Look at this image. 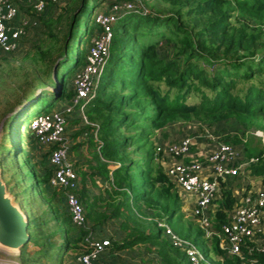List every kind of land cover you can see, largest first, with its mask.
Returning a JSON list of instances; mask_svg holds the SVG:
<instances>
[{
  "label": "trees",
  "instance_id": "trees-1",
  "mask_svg": "<svg viewBox=\"0 0 264 264\" xmlns=\"http://www.w3.org/2000/svg\"><path fill=\"white\" fill-rule=\"evenodd\" d=\"M13 1L24 9L19 0ZM115 1L119 0H111V4ZM163 1L169 4L167 13L128 12L118 19H124L121 24L122 41H112L114 52L110 53L107 78L96 97L85 107L87 117L99 126L98 137L103 142L101 155H95L100 162L99 170L107 178L113 172L114 185L113 191L108 193L109 198L100 195L94 202L86 201L87 218L95 221L93 229L109 217L122 219L120 229L125 236L113 241L110 251L152 243L158 247L163 264H184L187 261L190 264L186 255L171 244L156 222V219L166 218L170 223L177 218L174 226L177 233L181 235L185 228L179 194L162 166L156 163L152 137L155 129L166 122L191 117L210 126H222L220 123L226 124L233 118L245 126L262 119L261 129L264 131V0ZM90 2L81 0L78 7L68 11V31L64 38L59 39L49 30L60 43V53L55 54L52 47L40 52L48 57V67L52 70L50 80L54 85L59 83L61 91L52 92L50 96H47V91L38 94L42 87L39 83L24 95L25 99L31 96L35 99L28 110L18 112L9 120L16 131L12 135L13 142L18 139L19 127L22 131L26 129V117L44 98L59 103L64 97L68 96L70 100L74 97L72 78L86 63L92 39L101 33V29L94 24V34L89 36L90 24L84 23ZM51 5L53 3L41 14L29 12L39 20L32 35L40 28L41 20L50 14ZM234 16L239 19L246 17L254 24L250 27L247 20L239 21L240 28H236L232 22ZM83 26L86 31H82ZM247 28H250L249 32ZM30 37L26 39L27 43ZM79 41L82 45L78 47ZM165 47L172 53L162 57L160 53ZM76 50L79 52L76 53ZM68 65V70L61 73V69ZM55 69L59 82L55 78ZM192 95L198 96V101H190ZM223 139L231 143L240 141L238 134L226 135ZM252 142L255 145L258 140L251 137L249 143ZM257 149H247L249 157L254 155L259 158L250 168L254 175H260L264 180V148ZM6 158V154L0 158L3 172ZM27 162L34 168L30 158ZM109 165L118 167L111 169ZM33 174L38 194L48 201L46 185L52 171L41 176L34 168ZM64 193L61 192L59 200L54 197L53 202L48 201L51 218L57 223L56 232L52 235L41 233L42 240L35 242L31 229L34 227L38 231L41 223L29 216L32 237L23 249L31 243L39 245L46 255L50 250L66 253L70 248L74 251L81 249L80 243L88 228L73 223ZM98 201H101L105 211L95 209L93 212ZM234 202L232 192L225 190L222 208L218 211L220 222L216 224L221 226L226 221L225 209H232ZM204 234L202 228L196 229V236ZM62 236L64 238L60 242ZM191 236L187 237L190 239ZM218 243L217 240L215 251L223 253ZM259 257L264 262V254ZM221 264H241V261L237 257L227 258Z\"/></svg>",
  "mask_w": 264,
  "mask_h": 264
},
{
  "label": "built area",
  "instance_id": "built-area-1",
  "mask_svg": "<svg viewBox=\"0 0 264 264\" xmlns=\"http://www.w3.org/2000/svg\"><path fill=\"white\" fill-rule=\"evenodd\" d=\"M23 1L31 12L41 14L49 4L57 3L59 0ZM128 12L146 14L150 10L146 7L144 0H119L113 2L108 9L96 13L95 24L101 29V33L92 39L86 63L72 78L75 95L71 99V106L64 110L57 109L40 114L34 117L29 125L31 133L49 149L50 161L55 167L50 183L53 187L65 192L66 205L72 221L79 227H84L87 219L83 203L76 192L79 176L69 159V145L65 135L67 124L65 113L78 106L85 114L86 105L96 97L101 75L110 58L114 24ZM38 25L37 17L29 15V11L21 14L19 6L13 0H0V57L20 50ZM96 128L97 135L99 126L96 125ZM194 145L193 139L186 137L166 147L159 146L157 153L168 152L172 157H185L192 151ZM194 153V159L176 163L165 169V173L184 191L199 194L192 215L205 234L212 235L215 225L206 213V209L218 192L219 179L238 175L243 166H250L259 158L253 156L242 163L238 162L235 145L226 141L220 142L216 149H205ZM208 167L210 169L207 175ZM263 213L264 184L256 190H248L244 193L235 206L228 211L226 221L217 231V234L227 242L230 254L242 258V264H264L259 257L260 254H264V244L248 245L249 241H255L261 231ZM156 222L164 230L171 244L186 255L190 264H213L204 250L200 249L194 241L180 236L166 218L156 219ZM110 245L111 241L108 239L99 240L91 234L86 235L83 250L80 249L76 253L78 264H98V257ZM244 247L248 248V252L244 253Z\"/></svg>",
  "mask_w": 264,
  "mask_h": 264
},
{
  "label": "rangeland",
  "instance_id": "rangeland-1",
  "mask_svg": "<svg viewBox=\"0 0 264 264\" xmlns=\"http://www.w3.org/2000/svg\"><path fill=\"white\" fill-rule=\"evenodd\" d=\"M80 3L81 0H59L57 3L51 5L52 7L50 14H47L46 19L41 20L40 28L36 30V33L34 35L30 34V41L24 44L17 52L0 57V126L3 119L9 113L14 112L15 109L18 110L19 107L22 108V111L29 109V105L34 103L33 101L35 98L31 96L25 99L26 97L24 98V95L29 94L35 85L41 83L42 87L38 91V94L41 91H47V96H50L52 92H55L56 89L59 88V83L54 85L51 82L50 77L52 70L48 67V57L45 58V55L41 54L40 50H47L48 48L52 47L55 51V54L60 53V43L56 41L55 37L51 36L49 30H52L55 36L59 37V39L64 38L66 32L68 31V11L71 8L78 7ZM144 3L146 7L154 13L157 12L160 14L169 12V4L163 0H144ZM93 5H95V7L92 11L91 8ZM108 6H111L110 0H91L88 6V12L84 19L85 25L90 24L89 36L94 34L95 31L93 25L95 24L96 13L101 10H105ZM91 11L92 15H90ZM123 20H120L114 24V43H119L122 41L123 33L121 32V24ZM246 20L249 22V26L252 27L254 22L252 20H248L246 17H241L239 19L237 16H234L232 22L236 28H240L241 22L239 21L244 22ZM247 29L249 32L250 28ZM83 30L86 31L85 26L82 27V31ZM84 42H86V39ZM256 43L262 42L256 41ZM81 45L82 42L79 41L78 47ZM113 46L114 45L111 46V52H114ZM162 46L164 47V44H162ZM258 48L260 49V47ZM78 52L79 50H76V53ZM261 52L262 51H260L259 54ZM171 53L172 51L165 47L164 51L161 50L160 55L162 57H167ZM110 63L111 56L104 67L97 93L107 78ZM69 67L70 65L62 68L61 73L67 71ZM62 77L63 75H61V79ZM134 78L135 74L133 75L132 80ZM57 81L59 82V80ZM68 94H70V89H68ZM191 97L192 100L190 101H198L197 99H199V97L195 95H192ZM68 99L70 98L67 96L64 97V99L59 103H56L55 101L52 102V100L48 97L44 98L39 103V105L36 106L34 110L26 117V129L22 131L21 126L19 127V132L17 134L18 139L16 143L13 142L12 135L16 131L15 129L13 130V123H10L9 121L11 118H7V123L4 125L3 138L1 139L0 144V158H2L4 154H6L7 157L3 164V167L5 168L3 179L7 183L8 191L13 196L15 203L20 205L22 210L28 216H30L31 219H36L35 222L37 221L41 223V228L38 231H36L34 227L31 229L35 242L42 240L43 236L41 233H44L45 235H52V233L56 232L55 229L57 227V223L51 218V210L47 205L45 198L38 194V190L35 186V177L33 174L34 168L27 162L29 159V151L31 152V149L29 148L31 128L29 125L34 117L46 112L49 113L53 110H57L63 104H69L67 101ZM220 124L222 126H210L195 117L170 120L161 127L155 129L151 144L155 149L156 155L161 157L162 153H157V148L159 146L165 147L186 137L195 139L196 144L201 145V148H205L210 144L214 146L213 144L216 143V136H221L220 134L227 130L238 131V135L245 133L243 138L250 139L253 137L255 139H264V131L261 129V126L263 125L262 119H256L253 124L246 126L243 122L241 125L235 118L231 119L226 124ZM124 132L128 133L127 130H124ZM188 133L190 134L188 135ZM255 146V151H258L257 148H260L259 145L255 143ZM20 147H24L23 150L20 149ZM84 154L87 155L88 151H85ZM75 156H77L76 152ZM166 158L167 156L164 155V164H167ZM155 160L156 163H158L163 168L162 162L158 158ZM163 170L165 172V169ZM95 191L98 192L99 190L95 189ZM176 223V219L171 221V225L173 226H175ZM184 229L187 230L186 227ZM183 235L186 236V233H183ZM119 236H124V232L119 231ZM63 238V236L59 238V241L61 242ZM190 238L200 249L204 250V243H206V239L204 237L192 235ZM80 248L83 250L82 245H80ZM41 249L42 248L39 245L31 243L27 248L25 247L23 250H20V252H5L0 250V264H78L76 259V253L78 251H74V248H70L69 250L65 251L66 253H59L56 250H50L48 255H46Z\"/></svg>",
  "mask_w": 264,
  "mask_h": 264
},
{
  "label": "crops",
  "instance_id": "crops-1",
  "mask_svg": "<svg viewBox=\"0 0 264 264\" xmlns=\"http://www.w3.org/2000/svg\"><path fill=\"white\" fill-rule=\"evenodd\" d=\"M111 1V0H110ZM20 5L24 7V9L20 8L21 14H26L28 11L31 12V9H27V5L23 0H19ZM109 6L106 8L108 9ZM25 10V11H24ZM69 104L59 107L58 110H64L66 107L71 106L72 100H67ZM62 108V109H61ZM67 124L65 135L69 145V159L73 163L74 168L79 176V186L77 189V194L81 201L86 204V201L94 202V199L100 195H103L104 198H109V191H113V172H110L109 178L105 177L101 174L99 170L100 162L95 158L96 153L100 154V148L103 142L99 139L98 134L96 135L95 126L97 125L95 122H92L82 111L79 107H74L70 112H66ZM91 126V127H90ZM237 131L234 130H227L223 131L219 136L216 137V143L212 146L207 145L205 148H201V145H197L195 139H193L195 145L192 148V151L185 157H172L168 152L162 153L161 157L156 155L162 164L163 169H167L168 167L182 162H189L190 160L194 159L195 153H199L201 150L209 149H216L220 142L225 141L223 139L226 135H235ZM190 133H188L189 135ZM243 134L238 135L240 141L238 143L234 142L238 157V162L242 163L245 159L250 158L247 154V149L250 148L252 151L256 149L254 143H249L248 138H243ZM30 144L29 148V158L31 160L32 165L34 166L35 170L41 174V176H45L48 171H52L50 179L53 175L54 165L50 161L49 149L42 145L38 139L31 133L30 135ZM260 148H264V139L257 138ZM214 141V142H215ZM248 144V145H247ZM261 145V146H260ZM209 146V148H208ZM166 147V146H165ZM201 149V150H200ZM88 151V154L85 155L84 152ZM75 152L77 156H75ZM101 155V154H100ZM164 155L167 156V164H164ZM254 155H251L253 157ZM105 161L104 158H102ZM118 166L109 165V168H117ZM210 167L206 169V174L208 175ZM172 183L175 185V188L179 194L181 204H182V214L183 219L182 222L184 227L187 230L183 229L182 234L179 235L185 238H188V235H196V229L200 227L197 219L192 215L193 209L196 207L199 194L198 193H188L184 191L182 188L176 184L170 177H168ZM35 180V179H34ZM264 184L263 177L260 175H254L250 166H243L242 169L239 171L238 175L235 176H227L219 179V188L218 192L212 203L207 207L206 213L209 215L210 219L214 222V233L212 235L204 234L201 237L206 239V243H204V251L206 252L209 259L213 262V264H221L224 263L227 258H234L228 249L227 242L223 239V237L217 234V231L220 230V224H216L220 222L218 218V211L222 208V203L224 200V191L230 190L232 195L235 198L234 206L238 202L239 198L246 193L248 190H256L260 188ZM47 189V197L49 198V202H53V198H57L58 200L61 198V192L64 193L62 189H57L53 187L50 183L46 185ZM95 189L99 190L98 192ZM65 194V193H64ZM46 200V198H45ZM46 200L47 205L49 202ZM85 215L87 219V226L88 230L86 234H84L82 238V243L80 245L83 246L84 239L86 235L91 234L94 238L99 240H110L111 245L113 241L121 240L124 236H119L121 221L122 219L116 217H109L103 220L101 226L93 229V223L95 222L93 219L87 218L89 211L87 209V204L85 205ZM233 206V207H234ZM95 209L98 212H103L105 209L102 207L101 201H98V205L94 207L93 212ZM230 210V209H229ZM228 209L225 211L228 215ZM107 213H111L106 211ZM96 214V213H95ZM227 219V216L225 217ZM177 220V218H175ZM173 219V220H175ZM96 220V219H95ZM168 222V221H167ZM169 223V222H168ZM171 225V222L169 223ZM177 224V223H176ZM191 227L192 233L190 232L189 228ZM171 227L175 230V227L171 225ZM261 231L258 233L257 238L253 242H248L249 246H261L264 244V213L262 214V226ZM201 228V227H200ZM176 231V230H175ZM177 232V231H176ZM186 233V236L183 235ZM205 233V232H204ZM189 239V238H188ZM191 240V238H190ZM219 241L218 245L219 248L222 250L223 253H218L215 251V243ZM193 241V240H192ZM203 250V249H202ZM248 252V248L244 247V253ZM237 257V256H236ZM235 257V258H236ZM240 259L242 264V258L237 257ZM98 264H163L162 258L158 253V247L152 243H141L132 248L123 249L120 251H110L108 247L107 250L102 253L97 259ZM184 264H189L188 261Z\"/></svg>",
  "mask_w": 264,
  "mask_h": 264
},
{
  "label": "water",
  "instance_id": "water-1",
  "mask_svg": "<svg viewBox=\"0 0 264 264\" xmlns=\"http://www.w3.org/2000/svg\"><path fill=\"white\" fill-rule=\"evenodd\" d=\"M55 78L58 80L56 69ZM58 90L61 91L60 88L56 89V91ZM20 111H22L21 107L18 110L15 109L14 112L9 113L3 119L0 126V144L6 119L11 118ZM3 173L0 163V250L20 252L30 242L32 237L29 231L30 219L20 205L15 203L13 196L9 193L8 185L3 179Z\"/></svg>",
  "mask_w": 264,
  "mask_h": 264
}]
</instances>
